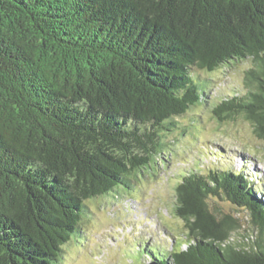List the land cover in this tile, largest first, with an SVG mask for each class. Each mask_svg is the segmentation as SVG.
<instances>
[{
    "label": "trees",
    "instance_id": "1",
    "mask_svg": "<svg viewBox=\"0 0 264 264\" xmlns=\"http://www.w3.org/2000/svg\"><path fill=\"white\" fill-rule=\"evenodd\" d=\"M246 58L247 92L211 109L243 115L264 141V0H0V264H60L85 201L129 187L204 102L192 68ZM198 166L175 188L184 238L167 252L144 245L143 258L264 264L260 185ZM214 199L246 209L255 233L235 240L237 217Z\"/></svg>",
    "mask_w": 264,
    "mask_h": 264
},
{
    "label": "rangeland",
    "instance_id": "2",
    "mask_svg": "<svg viewBox=\"0 0 264 264\" xmlns=\"http://www.w3.org/2000/svg\"><path fill=\"white\" fill-rule=\"evenodd\" d=\"M252 65L246 58L212 72L192 68L208 88L203 89L208 91L204 102L177 118L179 127L164 138L165 148L156 163L132 176L129 187L85 201L78 233L62 245L60 264H144L149 259L143 256L152 248L169 251L185 235L184 221L174 213L175 188L181 175L196 164L203 172L210 166L243 170L260 185L257 194L264 198V141L243 115L219 121L211 109L220 97L247 92L245 72ZM210 204L221 214L237 217L235 240L255 233L246 209L221 199Z\"/></svg>",
    "mask_w": 264,
    "mask_h": 264
},
{
    "label": "water",
    "instance_id": "3",
    "mask_svg": "<svg viewBox=\"0 0 264 264\" xmlns=\"http://www.w3.org/2000/svg\"><path fill=\"white\" fill-rule=\"evenodd\" d=\"M145 264H158V263H157V262H155V261H152V262L145 263Z\"/></svg>",
    "mask_w": 264,
    "mask_h": 264
}]
</instances>
